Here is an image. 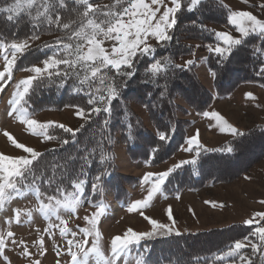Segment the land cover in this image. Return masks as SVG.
<instances>
[{"label": "snow or ice", "instance_id": "1", "mask_svg": "<svg viewBox=\"0 0 264 264\" xmlns=\"http://www.w3.org/2000/svg\"><path fill=\"white\" fill-rule=\"evenodd\" d=\"M242 2L247 3L248 0ZM202 3L203 0H111L103 4L97 0H9L0 6V17L7 26V34L0 29V93L14 85L7 100L6 115L24 126L31 136L42 138L41 143L54 141L59 145V148L40 152L18 142L8 131L3 132L11 146L20 150V154L0 152V210L12 200L29 196L35 200L33 207L15 208L10 217L3 218V223L8 226L0 231V261L3 264H12L6 253L16 249H20L19 256L26 264H42L39 257L45 256L48 251L46 238L54 239L57 230L66 247L53 244V248L57 257H69V264H121L122 259L138 248L142 241L180 234L175 229L171 207L166 210L170 223L159 222L142 210L151 206L173 171L184 165L197 164L202 148L198 139L199 130L185 140L186 146L182 148L186 153H194L191 159L181 160L166 171L144 173L140 183L146 186V195L128 205L127 211L139 212L150 226L149 230L137 232L128 228L123 235L113 236L110 256L107 257L102 252V233L99 231L106 208L102 200L97 201L93 197L103 192V178L108 174L110 157L105 149V126L111 114L112 102L118 98L121 87H127V81L136 75V62L142 58H147L142 61L145 63L144 82L161 88V97L164 96L170 73L176 69L191 70L192 60L181 66L170 57L156 58L155 53L157 46L172 41L171 33L177 24V14L181 11L192 12ZM220 3L223 4V0ZM223 7L228 9L227 5ZM259 9L264 11V0L259 3ZM226 24L230 26V31H215L216 43L207 48L209 53H215L221 59L250 36L264 38V17H258L251 11L227 10ZM22 25L27 26L23 34ZM233 32L238 35H233ZM45 34L55 38L50 43L36 45L38 50L45 53L39 61L42 67L36 64L25 66L21 71L29 75L16 81L14 72L18 60L25 57L33 44ZM153 40L155 46L151 42ZM256 51L264 52V41ZM258 67V75L264 77V62ZM69 80L73 82V95L82 96L86 106L71 104L67 107L74 108L75 116L84 123L73 129L54 121L40 122L35 119L29 99L31 94L39 87L54 83L62 88ZM162 80L163 85L160 83ZM245 98L257 99L251 92L246 93ZM102 113L107 115L102 118ZM202 115L215 121L222 133L233 137L244 135L215 111H205ZM93 116L97 119L93 120ZM86 127H95L99 133V138L94 133L95 144L91 149L78 146L75 153L63 155L62 150L69 144H77V133ZM128 127L131 128V123ZM53 129H61L69 135L53 134ZM157 133L159 141L169 139L167 131L157 129ZM128 138L132 139V136ZM98 149L97 162L101 170L95 174L89 188L86 166L91 167L90 160L96 158ZM158 150L154 147L151 151L154 154ZM218 151L232 152L233 148L227 146ZM85 202L95 211L84 217L85 227L77 226L78 230H70L67 227L68 219L62 213L71 216ZM205 203L213 208L217 206L211 201ZM259 203L264 204V200ZM34 213L46 222L42 232L37 229L39 235L33 241L37 249L35 254L25 240L17 239L11 228L13 223L22 226L24 218L31 221ZM244 224L249 228L248 235L231 242L226 250L216 256L220 264H224L225 260L227 264H264V212H255ZM246 249L250 251L246 252ZM142 255L137 253L135 264H146ZM56 264H60V261L57 260Z\"/></svg>", "mask_w": 264, "mask_h": 264}, {"label": "trees", "instance_id": "2", "mask_svg": "<svg viewBox=\"0 0 264 264\" xmlns=\"http://www.w3.org/2000/svg\"><path fill=\"white\" fill-rule=\"evenodd\" d=\"M105 1L111 2V0H97L98 3ZM8 2L9 0H0V6ZM223 5H227L228 9H225ZM227 10H230V7L224 1L221 4L220 0H203L202 5L194 11L179 12L176 27L171 33L172 41L163 46H157L155 53L156 58L170 57L175 64L183 66V59L193 56L199 47L201 51L205 52L201 60L212 79L210 89L201 82L197 73V65L193 63L191 70L176 69L174 73L169 74L164 88V96L161 97V88L155 84L144 82L145 63L142 61L147 58H142L141 61L136 62L134 69L136 75L127 81V87H121L118 98L112 102L111 114L105 126V149L110 157L107 166L108 174L103 178V192H98L93 199L101 201L107 192H112L113 199L122 202L126 198L127 189L136 186L138 183V178L120 174L115 154L117 137L132 162H142L154 167L172 158L185 145L188 131L193 125V121L188 117L190 111L198 116H203L202 113L207 111L216 100L231 96L242 85H251L264 90V87H261L264 84V77L258 75V66L264 62V52L258 53L256 51L260 49L261 41H264V38L250 36L245 44L233 48L231 53L226 54L223 59L207 50L208 46L216 43L214 32L217 29L215 27L228 26L226 24ZM0 29H3L7 34V26L2 17H0ZM26 30L27 26L22 25L21 34ZM42 37L49 40H44L36 45H43L45 42L50 43L55 38L47 34L42 35ZM36 45L32 46L31 51L25 57L18 60L14 73L21 72L25 66L39 64V61L44 58V51L38 50ZM72 83L69 80L62 88L55 83L47 87H39L29 98L32 111L37 114L48 110L74 109L67 107L71 104L86 106L82 96L73 95ZM160 83L163 85L164 81L162 80ZM135 106L144 112L149 125L141 119ZM105 115L107 114L102 113L101 117L103 118ZM92 119L96 120L97 118L93 116ZM129 123H131V128L128 127ZM157 129L167 131L169 139L164 142L159 141ZM52 131L53 134L59 136L69 135L63 133L61 129H53ZM241 132L244 133L243 136L232 137L216 147H207L201 144L202 148L197 164L184 165L173 171L166 178L163 186L164 194L173 197L185 190L198 191L206 186H214V184L219 183L220 176L225 174L223 171L228 169H230L228 172H232L231 169L236 170L235 173L238 176L242 172H240L239 166L241 164H243L241 167L246 166L243 161L240 164L237 163L239 158L237 161L235 160L244 146L245 141L242 142V140L253 139L257 135L264 137V125ZM94 133L99 138V133L95 127H86L83 131L78 132L77 144L67 145L62 150V154L75 153L78 146L91 149L95 144ZM129 135L132 136V139L128 138ZM47 143L50 144V148L43 152L59 148V145L54 141ZM227 146H231L233 151H218V149H225ZM154 147L159 150L153 154L151 150ZM261 150L260 155L263 156L264 147ZM99 151L98 149L96 158L90 160L91 167L86 166L89 188L91 180L101 170L97 162ZM82 154L80 153V155ZM190 154L194 155V153ZM256 154L255 150L249 151L245 157L246 161L255 157ZM80 162L82 163V161ZM84 204L88 205L87 202ZM232 228H235L234 232L236 231L238 235L246 236L249 233V228L245 224L233 225ZM230 229L231 226L228 230ZM228 230L220 231L227 233ZM205 234L203 233V235ZM202 236L199 233L180 234L146 240L141 242L139 253L143 254L142 258L146 264H177V261L179 264H220L215 259L216 256L226 250L236 238V235L231 232V234L220 239L199 241V237ZM224 263L226 264L227 261L225 260Z\"/></svg>", "mask_w": 264, "mask_h": 264}, {"label": "rangeland", "instance_id": "3", "mask_svg": "<svg viewBox=\"0 0 264 264\" xmlns=\"http://www.w3.org/2000/svg\"><path fill=\"white\" fill-rule=\"evenodd\" d=\"M223 1L229 5L230 10H248L258 17H264V11L259 9L261 0H248L247 3H243L242 0ZM103 3L108 2L105 1L102 2V4ZM215 29H217L216 31H230V26H216ZM232 34L238 35L234 32ZM44 40L49 39L42 37L41 40L36 41L33 46ZM151 42L153 45L155 44L154 40ZM204 55L205 52L201 51L198 47L193 56H188L183 59V63L185 64L186 61L192 60L197 65V73L201 82L206 88L210 89L212 79L201 60V57ZM36 65L42 67L40 63ZM0 67H2V60H0ZM28 75L29 73L21 71L14 74V79L18 81ZM13 87L14 85L8 87L5 92L0 93V152L10 155L20 154V150L15 149L11 146L10 142L7 141V138L3 135L4 131H8L18 142L43 152L50 148V144L41 143V138L31 136L24 126L18 124L15 120L6 115L7 100L13 91ZM249 92L253 93L257 99H246L245 94ZM257 105H259V107H257ZM135 109L144 123L149 125L144 112L139 107L135 106ZM207 111L217 112L240 132L253 129L259 125H264V90L251 85H242L238 87L231 96L216 100ZM74 113L75 109L44 111L34 115V118L40 122L54 121L59 124H64L67 127L77 129L84 121L77 118ZM188 117L193 121V125L188 131V137L195 135L197 130H199L198 139L200 144L207 147H216L233 137L228 133H222L219 128L216 127V122L210 118L198 116L192 111L189 112ZM115 141V154L120 174L127 177H136L138 178V183L136 186L127 189L126 198L121 204L113 201L111 194H108L104 199L106 214L100 220L99 231L102 233L101 248L105 257L110 256V240L113 236L123 235L124 231L128 228H132L137 232L149 230L150 226L139 212L129 213L127 211L128 205L135 200L142 199L144 195H146V186H142L140 183L144 173L149 171L154 173L166 171L175 163L192 157L191 154L182 151V148L186 146L183 145L179 152L172 158L155 167H150L141 162L132 163L126 156L124 147L118 137ZM242 142H244V146L235 160L237 161V158H239L237 163L240 164V162L243 161L246 166L241 167L243 164L239 166V170L242 172L238 176H236V170L231 169L232 172H228V170H230L228 169L223 171L225 174L220 176L219 183L214 184V186H206L198 191L185 190L173 197L167 198H165L166 196L161 192L154 197L151 206L142 210L144 214L159 222L170 223L166 215V210L171 207L176 231H179L181 235L199 233V235L202 236L203 233H206L202 237H199V241L220 239L231 234V232L236 235L235 240L243 237L240 234L238 235L236 231L234 232L235 228H232L233 225L238 226V224H244V221L251 218L255 212H264V204L259 203V201L264 200V153L263 156L260 155L262 152L261 149L264 147V137L257 135L253 139L242 140ZM252 150H255L257 154L252 159L246 161L245 157L249 154V151L252 152ZM246 177H248V179H246ZM177 196L180 198L176 199ZM206 201L214 202L217 206L213 208L211 204L205 203ZM34 205L35 200L30 196L12 200L6 204L5 207L0 210V231H4L8 227L3 223V218L10 217L13 209H27ZM220 205H223V207H220ZM93 211H95L93 207L83 204V206L77 209L75 214L69 216L68 214L62 213V215L65 219H68L67 227L70 230L76 231L78 230L77 226H86L84 217L90 215ZM45 226L46 222L38 214L34 213L31 221L24 218L22 226H17L13 223L11 228L16 233L17 239L25 240L30 250L35 254L37 249L33 246V241L39 235L37 229L42 232ZM230 226L231 229L228 230ZM220 230H228V232L223 233ZM174 235L175 234L171 236ZM77 238L79 239V237ZM46 240L48 251L45 256L39 257L42 264H56L57 260L60 261V264H69L70 258L66 255L57 257L56 251L53 248V244L61 248L66 247L65 241L59 236L58 230L56 231L54 239L48 240L46 238ZM138 249L139 247L135 248L133 252L124 257L121 264H135ZM249 251L250 249L246 252ZM19 252L20 249H16L15 251H8L6 253L10 257L12 264H26V261L19 256ZM0 264H3V262L0 261ZM99 264H102V262H99Z\"/></svg>", "mask_w": 264, "mask_h": 264}, {"label": "bare ground", "instance_id": "4", "mask_svg": "<svg viewBox=\"0 0 264 264\" xmlns=\"http://www.w3.org/2000/svg\"><path fill=\"white\" fill-rule=\"evenodd\" d=\"M245 44V43H244ZM236 147H238V146H236ZM237 149V148H236ZM238 152V151H237ZM220 158V157H219ZM224 158V157H223Z\"/></svg>", "mask_w": 264, "mask_h": 264}]
</instances>
